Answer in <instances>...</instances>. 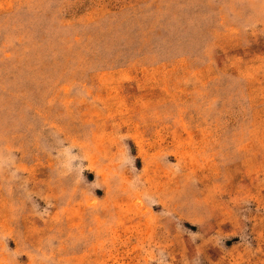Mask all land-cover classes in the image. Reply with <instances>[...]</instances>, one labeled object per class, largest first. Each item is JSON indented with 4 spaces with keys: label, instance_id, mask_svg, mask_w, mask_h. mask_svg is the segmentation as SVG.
I'll return each instance as SVG.
<instances>
[{
    "label": "rangeland",
    "instance_id": "obj_1",
    "mask_svg": "<svg viewBox=\"0 0 264 264\" xmlns=\"http://www.w3.org/2000/svg\"><path fill=\"white\" fill-rule=\"evenodd\" d=\"M0 264H264V0H0Z\"/></svg>",
    "mask_w": 264,
    "mask_h": 264
}]
</instances>
